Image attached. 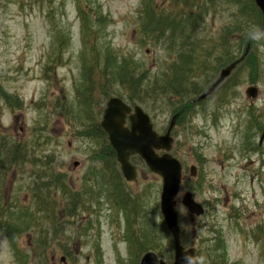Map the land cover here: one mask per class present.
Segmentation results:
<instances>
[{"label": "rangeland", "instance_id": "rangeland-1", "mask_svg": "<svg viewBox=\"0 0 264 264\" xmlns=\"http://www.w3.org/2000/svg\"><path fill=\"white\" fill-rule=\"evenodd\" d=\"M175 2L0 0V134L26 146L23 161L0 174V202L10 210L0 214V264H139L147 251L174 260L160 212L161 177L136 156L138 177L127 182L97 154L106 139L80 132L99 120L109 97L128 95L120 83L125 63L146 73L145 83L174 72L175 63L189 77L197 40L220 47L238 11L225 0H195L188 13L206 10L197 20L184 14L168 20L164 33L150 32L156 30L152 6L180 10ZM235 38L231 31L232 48ZM254 46L257 75L248 65L236 68L227 80L230 94L215 92L173 130L172 153L185 169L176 206L184 213L178 212L182 242L200 255L213 249L207 264L222 255L227 264H264V41ZM218 54L202 61L213 81L225 66L215 67ZM252 86L255 97L247 94ZM170 102L142 104L160 134L176 108ZM107 178L109 187L102 184ZM60 184L80 190L85 207H68L70 195ZM187 191L206 207L204 215L192 217L181 205Z\"/></svg>", "mask_w": 264, "mask_h": 264}, {"label": "trees", "instance_id": "trees-1", "mask_svg": "<svg viewBox=\"0 0 264 264\" xmlns=\"http://www.w3.org/2000/svg\"><path fill=\"white\" fill-rule=\"evenodd\" d=\"M176 4L180 6V10H167L166 13H164V9L157 8V4L152 6V11L154 16L152 17V21L155 23V31L153 30L152 26H150L148 29L150 32H157L158 34L161 32L166 31V27L164 24L168 20L177 21L179 16H184V14H188L186 16L187 19L190 21L197 20V14H203L205 13V9H202L199 12H190L188 13V8L192 7L195 0H175ZM222 1V0H217ZM226 2L238 6V11L234 14V23L231 24L228 27V30L225 35L220 36V47L215 46L214 41L213 42H206L208 46H213V50L207 49L205 45L201 44L198 40V44L200 46L199 55L197 56H191L190 62H194V71L196 72L198 68L203 66L205 67L206 64L202 61L207 60L214 51H219V54L214 57L215 61L218 62L219 66L223 63L228 64L235 59H237L243 52L246 50V47L249 43H251L253 50L250 52V54L247 56L244 66L248 65L252 71H256L259 67L258 64V56L256 55L257 51L254 50L256 41L255 40H249L247 38L246 32L249 29L250 26H256L258 28L263 27L262 23V14L260 12V9L256 6L254 0H225ZM211 4V1H207V5ZM183 10H186V12H183ZM168 15V16H166ZM156 21V22H155ZM153 23V22H150ZM231 31L235 32V39H236V45L233 48L230 45L229 37ZM95 57V56H94ZM93 57V61H95L97 64L100 62L98 57ZM105 63H101L100 66H103L105 68ZM92 67L88 66V69L85 68L87 72L90 71ZM106 69V68H105ZM104 69L105 73L106 70ZM123 69V79L120 82L122 86L130 93V95H136L137 99H142L141 96L144 98L148 92L151 93V90L155 92L156 99H164L165 96H168L172 94L175 97H178L179 99H183L189 89V83H186V79L184 76V79L182 78V74L179 76V78L176 77H170L162 76L163 78L154 79L153 82L150 80L145 83V80L147 78L146 73L143 72H137L136 68L132 66L130 63H125L122 66ZM206 75V74H205ZM204 75V84L202 85V88L205 87L207 80L209 78L205 77ZM112 76H116V74L113 72ZM110 78V77H109ZM174 88V89H170ZM4 97L8 100L11 98L4 95ZM159 97V98H158ZM142 102V101H141ZM98 137H100L99 132H95ZM91 134V133H90ZM25 153V145H23L20 142L14 141L13 138L9 137L6 134H0V168L4 167L0 174L6 173L8 169L12 166H17L20 161L23 160V155ZM109 158L112 160L115 158V156L111 153V151L108 152ZM1 200V198H0ZM5 205L4 203L0 202V214L2 211H5ZM9 210H6V213H8ZM217 231V230H216ZM219 231V230H218ZM214 240L217 241L219 239V234L214 233ZM214 243V242H213ZM211 244V246L213 245ZM213 251L211 248H206L202 255L198 254L201 257V261L206 263L210 259V252ZM204 255V256H203ZM206 256V257H205ZM208 258V259H207ZM220 259H213L210 264H227V262L224 259V256H220Z\"/></svg>", "mask_w": 264, "mask_h": 264}, {"label": "water", "instance_id": "water-1", "mask_svg": "<svg viewBox=\"0 0 264 264\" xmlns=\"http://www.w3.org/2000/svg\"><path fill=\"white\" fill-rule=\"evenodd\" d=\"M258 7L263 13L264 22V0H255ZM238 61L232 63L224 69L218 81L210 88L212 91L224 78H226ZM249 93L255 95V89H250ZM136 112L131 116L132 129L124 126V118L126 113L131 111L122 100L114 98L108 103L105 120L103 125L108 130L111 141L115 146L119 160L122 163L126 177L131 180L135 177V169L129 162L132 154L141 155L155 173L163 177V192L161 195V210L167 222L168 228L172 232L175 241V261L173 264H182V256L185 252L192 254L194 261L196 260V252L194 249L185 250L181 243L180 226L178 214L175 210V197L178 195L182 180V165L171 154L164 153L159 155L157 150L170 151L172 148L173 138L171 137V129L166 135L160 136L153 130L149 117L140 107H136ZM183 203L189 208L191 213L201 215L204 208L197 203L191 193H187L183 198ZM141 264H168L164 260H159L154 252L147 253Z\"/></svg>", "mask_w": 264, "mask_h": 264}, {"label": "clouds", "instance_id": "clouds-1", "mask_svg": "<svg viewBox=\"0 0 264 264\" xmlns=\"http://www.w3.org/2000/svg\"><path fill=\"white\" fill-rule=\"evenodd\" d=\"M246 35L249 40H255L257 42L264 41V29L258 28L256 26H250L246 32ZM178 212L181 215L184 214L180 211V207L178 209ZM182 264H202V261H194L192 254L185 252V254L182 256Z\"/></svg>", "mask_w": 264, "mask_h": 264}, {"label": "flooded vegetation", "instance_id": "flooded-vegetation-1", "mask_svg": "<svg viewBox=\"0 0 264 264\" xmlns=\"http://www.w3.org/2000/svg\"><path fill=\"white\" fill-rule=\"evenodd\" d=\"M193 102V101H192ZM193 103H195V102H193ZM189 106H191V105H189ZM126 125L127 126H129L130 125V119L127 117L126 118ZM104 161H105V163H104V170L107 168V160H106V158H104L103 159ZM118 161V160H117ZM136 168H137V166H136ZM137 171H138V168H137ZM107 180H109V178H107ZM122 189V187L119 185V188H117V190L119 191V190H121ZM106 191V190H105ZM88 192V190H86V189H83V193H87ZM125 193V195H127V192H124ZM139 202V201H138ZM137 202V203H138ZM139 204V203H138ZM71 207H77V206H71ZM79 207H81V206H79ZM68 212H73V210H68ZM63 259H65V256L63 257Z\"/></svg>", "mask_w": 264, "mask_h": 264}, {"label": "bare ground", "instance_id": "bare-ground-1", "mask_svg": "<svg viewBox=\"0 0 264 264\" xmlns=\"http://www.w3.org/2000/svg\"><path fill=\"white\" fill-rule=\"evenodd\" d=\"M188 112V111H187ZM190 113V112H189ZM188 116V115H187ZM185 120V119H184ZM37 164V163H36ZM39 166H41V165H39ZM4 168V167H3ZM40 170V169H39Z\"/></svg>", "mask_w": 264, "mask_h": 264}]
</instances>
